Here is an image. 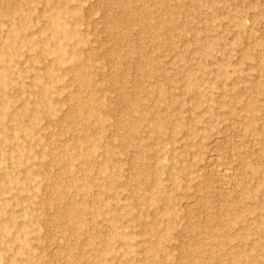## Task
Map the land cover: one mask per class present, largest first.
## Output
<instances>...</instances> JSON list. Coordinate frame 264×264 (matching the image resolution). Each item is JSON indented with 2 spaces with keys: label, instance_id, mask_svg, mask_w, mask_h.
Listing matches in <instances>:
<instances>
[{
  "label": "rangeland",
  "instance_id": "obj_1",
  "mask_svg": "<svg viewBox=\"0 0 264 264\" xmlns=\"http://www.w3.org/2000/svg\"><path fill=\"white\" fill-rule=\"evenodd\" d=\"M0 264H264V0H0Z\"/></svg>",
  "mask_w": 264,
  "mask_h": 264
},
{
  "label": "bare ground",
  "instance_id": "obj_2",
  "mask_svg": "<svg viewBox=\"0 0 264 264\" xmlns=\"http://www.w3.org/2000/svg\"><path fill=\"white\" fill-rule=\"evenodd\" d=\"M226 170V169H225ZM227 171V170H226ZM224 172V171H223ZM228 172V171H227ZM227 174V173H226ZM224 179V178H223Z\"/></svg>",
  "mask_w": 264,
  "mask_h": 264
}]
</instances>
